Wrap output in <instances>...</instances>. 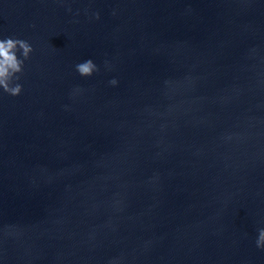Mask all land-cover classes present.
<instances>
[{"label":"water","instance_id":"water-1","mask_svg":"<svg viewBox=\"0 0 264 264\" xmlns=\"http://www.w3.org/2000/svg\"><path fill=\"white\" fill-rule=\"evenodd\" d=\"M0 36V264H264V0H0Z\"/></svg>","mask_w":264,"mask_h":264},{"label":"clouds","instance_id":"clouds-1","mask_svg":"<svg viewBox=\"0 0 264 264\" xmlns=\"http://www.w3.org/2000/svg\"><path fill=\"white\" fill-rule=\"evenodd\" d=\"M94 16L99 19V12H96ZM33 51L32 44L25 39L0 36V93H6L13 97L22 93L21 76L24 72L25 61L30 59ZM105 66H108L107 62H105ZM75 70L82 77H90L100 69L96 62L89 58L77 63ZM108 83L115 87L119 84V80L113 77ZM80 91L81 89L76 88L73 95L78 94ZM255 246L264 250V227L257 229Z\"/></svg>","mask_w":264,"mask_h":264}]
</instances>
